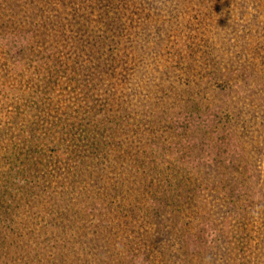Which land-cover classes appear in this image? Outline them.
I'll return each mask as SVG.
<instances>
[{
  "label": "rangeland",
  "instance_id": "1",
  "mask_svg": "<svg viewBox=\"0 0 264 264\" xmlns=\"http://www.w3.org/2000/svg\"><path fill=\"white\" fill-rule=\"evenodd\" d=\"M77 1L88 30L69 24L70 33L56 41L63 68L48 61L43 73L37 59L27 61L21 73L30 84L15 70L27 36L13 27L0 33V85L16 87L0 91V184L14 183L29 197L33 189L31 209H54L49 218L65 235L50 230L41 236L47 243L31 236L20 252L1 242L0 264H264V0H111L107 8L108 0L102 8L97 0ZM18 10L29 11L15 4L5 9L21 16ZM61 18L69 21L71 12ZM90 45L104 54L118 51L125 62L111 66L110 59L103 72L102 56ZM36 46L29 49L42 55L51 44ZM85 71L94 82L91 91L79 83ZM36 89L35 97H21ZM191 100L198 111L190 114L182 108ZM94 101L104 103L91 111ZM19 113L26 120H16ZM116 114H123L121 123ZM109 120L121 125L117 132L96 123ZM67 126L78 135L77 149L67 150ZM70 151L77 158L67 164L76 167L86 157L112 163H88L76 199L83 189L98 195L121 181L109 198L94 200L97 211L81 229L88 228L83 238L94 240L91 246L73 239L67 218L60 219L68 182L58 178L54 164ZM12 154L47 164L38 171L30 164L33 176L22 186L8 176ZM225 181L235 201L223 193ZM5 225L0 218V229ZM63 245L68 248L60 263L55 249Z\"/></svg>",
  "mask_w": 264,
  "mask_h": 264
},
{
  "label": "trees",
  "instance_id": "2",
  "mask_svg": "<svg viewBox=\"0 0 264 264\" xmlns=\"http://www.w3.org/2000/svg\"><path fill=\"white\" fill-rule=\"evenodd\" d=\"M101 1L102 0H97V2H96L97 3L96 5L99 8L103 7L101 5ZM105 2H106V8H107V4H109L111 2V0H108ZM76 3H79V1H77V0H0V33L5 31V27H13L16 29V34H21V35L27 36V43L23 45V48H21L19 50V52H17L16 55L19 57L18 60L15 59V61H17L16 63L18 64V67L15 68L16 76L19 78L21 83L30 84L26 77H25V79H23V74L21 73L22 69L25 67L27 61H29L30 59H32V60H33V58L37 59V65H35V66L37 67L38 72L44 73L43 70L45 68V65L49 64L48 61H51L52 65H56L60 68H63L62 61H59L61 56L58 55V49L56 48V46H57L56 41L58 43H60V40H63L66 37V34L70 33L67 29V26H69V24H70V27H71V24H73V23L77 24L79 26L78 30H82V32L87 31L88 27H89V26L87 27V24H86L85 20H83V17L80 16L79 9L74 8L75 5L77 6ZM14 4L15 5H21L25 10H29L27 12L22 11V10H18L19 13L21 14V16H25V19H22V17L18 15V12H15V13L12 12L10 15H7L8 13H6L5 9L6 8L10 9L12 6H14ZM93 6L95 7V4H93ZM111 6L114 7L115 5H111ZM47 7L53 8L52 11H54V13L56 14L54 17H48L47 16V10L49 9ZM106 8L104 9V15L106 14V12H105L107 10ZM62 12L63 13L71 12V18H69V21H67V19L63 20V18H61ZM99 14H100V16L102 15L100 10H99ZM121 29H122V27L120 28V30H118L116 32L115 35H120L123 31ZM28 36H29V41H28ZM88 40L90 41V39H88ZM40 43H43V44H40ZM47 43H50L51 46L49 47L48 51H45L46 55L44 53L42 55H39V53H34L33 50L29 49V47L31 48V46L33 44H37V46H39V45H46ZM91 48H92V50L97 52L96 57L102 56V58L100 60H101V68L103 69V72L107 70V67L110 68L111 66H115L118 63H124L125 62L124 59H122V57H121L122 55L118 51L112 52V49H111L108 54H104V53L100 52L102 50V48H97L96 50L94 49L93 46H91ZM89 52L94 53L92 51H89ZM110 59H112L114 62V64H112L111 66L106 64L107 62L109 64ZM29 64L30 63H28L27 66H29ZM42 64H45V65L41 66ZM105 66H107V67H105ZM41 67L43 70L41 69ZM95 68L96 67L93 65L92 69H95ZM99 72H102V70H99ZM106 73L108 74V76L110 75L109 72H106ZM87 74L88 73L85 71V76L83 77V80H81L79 83L83 89H85L87 91H91L90 85L94 86V82L93 81L91 82V80H88V78L86 76ZM17 89H18V93H19L21 89L20 88H17ZM15 90H16V87L11 88V87H7L5 84L0 85V91H2V92H6V91L13 92ZM36 91H37V89L34 92H29V93L23 94L21 97H24V99H26V100H27V98L30 97L31 94H33L32 96L35 97ZM104 101H99V103L94 101L93 103L90 104L88 109L91 111L94 109L99 110V109H97V105H103ZM123 106H124V103H122V97H121L119 102H118V105H117V112L122 111ZM187 106H190L189 109L187 108ZM187 106H185V108H182V109H185L184 112L187 111L188 113L191 114L192 112L198 111L196 103L192 100H191V104H189ZM101 108H102V106H101ZM109 108H110V104H107V109H109ZM116 115L118 117L114 116V121L117 123H121L120 120L122 119V115L121 116H119L118 114H116ZM105 117H106V115L103 113H98V115H97V118L102 119ZM19 118H21V121L26 120V117H25V115H23V113H19L15 119L19 120ZM21 121H19V122H21ZM166 121L173 122L172 118L166 119ZM96 123L99 124V126L101 127L100 130L106 129L108 127V129H110V133L117 132L121 126V125H117V124L112 123L111 120H109L108 122L96 121ZM128 123L129 122L126 120L123 121L124 125H127ZM92 125H93V121H90L88 123L83 124V128L81 127V129H85L87 126L91 127ZM20 131H21V134L26 135V132L25 131L23 132V130H21V128H20L19 132ZM63 137L68 139L67 150H68L69 146H71V150H72V149H75L77 147V145H79V143H77L79 138L75 132V129H71L70 127L67 126V133L64 134ZM63 140H64V138L61 141H63ZM21 142H23V139H21ZM81 149H85V148L82 146ZM28 152H31L30 147L28 149ZM75 154H77V153L70 151V153L67 155V158L65 157L66 158L64 160L65 162H62L63 164L60 162H55L56 164H54V166H56L55 172L59 176L58 178L60 180L62 178H64V180L65 181L67 180V182H68V184H67L68 186L64 185L66 192H63L60 194V196L63 199L68 201V204H66V201L64 202L65 206H63V208H66V210L64 211L65 215L60 217V219L63 220L64 217L67 218L68 227H69L68 229L70 230V233H71L70 236H72L73 239H77V241H79V242H85L87 245L91 246L93 244L94 240L93 241H87L83 238L86 235L85 231H87L88 228L85 229V231H83V232H81V229L84 228L83 226H85L86 221L91 217L90 214L96 213V211H97L96 208L98 206L95 207V205H94L95 201L94 200H95V198L102 199V200L103 199L106 200L107 198H109L111 196V194L107 193V192L109 190L114 189L121 181L118 182L117 184L110 185L109 189H106L103 193H101V192L98 193V195H90L86 189H83L79 193L80 196L77 195V199H76L74 191L77 190L76 186L83 183L81 181V179L83 177L86 178V175H87L86 171L87 170L84 171L83 169H85L87 167L88 163H97V164L99 163V164H101V166L103 168H105L106 165H109V164L112 165V163H110V161L108 159H104V158L98 159L94 162L95 158L89 160L86 157V158L82 159V163H81L82 166L80 165V166L76 167L77 162L76 163H70V165L67 164L68 162H70L67 159L77 158V155H75ZM25 155H27V153ZM25 155H24L22 160L18 161L17 156L12 154L11 156H12L13 160L11 161V167L8 169V171H12L8 175L11 178V181L18 179L20 182L23 183L22 186L24 185V182H27V179L29 177L33 176L32 172H30L32 169V165H30V164L34 165V163H35V167H36L37 171H38L40 165H43V168H44V167H46V164H47L45 162V163L37 164L38 165L37 166L36 165L37 160L34 159L33 155H31L32 159L31 158L25 159L26 158ZM107 156H108V154H107ZM25 160H27V163H24ZM106 160H107L108 164H106V162H105ZM5 162L8 163L9 161L6 160ZM113 166H115V165H113ZM37 171H36V173H37ZM58 172H63V174H59ZM156 174H158L160 177V172L158 171V169L156 171ZM37 176H38V174H37ZM154 176L157 177V175H154ZM9 177L6 179L7 181H9L8 180V179H10ZM99 178L101 179V177H99ZM36 182L39 183L40 181H36ZM91 183L93 184V182H91ZM96 184H98V182ZM177 184H179V183H177ZM224 184L225 185H222V187H221V189L223 190V193H225V196H227L228 198H231V200L233 201L235 199V196L230 191V190H232V188L230 187V185H228L226 183V181ZM74 186L76 188H74ZM9 190H14V193H13L14 196H8V197L6 196L7 193H9ZM29 192L32 193L33 195L35 194V192H33V189L30 190ZM45 192H47V191H45ZM64 194H66L65 197H63ZM33 195L31 197L27 196V193L25 194V189L22 190V188H17L16 184H14V183L10 188L6 182L3 184H0V218H4L5 222H6V225L0 229V244H1V242H3L4 244H7V245L12 244L16 247L23 248V247H26V245L28 244V241H26V240L28 238H30L31 236L33 238H39V236H40V238H41L40 241L47 243L46 241L48 238H42L41 236L43 234L44 235L48 234V231H50V230H54L52 232L53 236H55V235H58L61 237L65 236L56 230L58 223L55 220V218H53V217L49 218L50 214H54V209H51L53 211H50V214H49V212H46V209L44 207H41L40 211L31 209L32 204H31L30 199H32ZM75 202H78L77 204H79L81 206L78 205V207H76V209H73V208L69 209V206H72ZM156 202H157V204L154 205L155 213H157L159 211V210L157 211V209H159V204H160L158 201H156ZM33 204H35V203H33ZM25 231H26V233H25ZM13 234H14V236H13ZM50 237H51V235H50ZM15 238H21L20 239L21 241L18 243L17 241H15L16 240ZM67 248L68 247H65L63 245L61 248L55 249V252L57 254H59V256L61 258L59 261L60 263L65 262V260L62 259L61 255L64 253L63 249H67ZM23 250H25V249L24 248L19 249L18 252L23 251ZM51 253L54 254L53 251ZM196 254H198V253H196ZM197 259H199V258L197 257ZM54 261H56V260H54ZM71 262H72V264L75 263L74 261H71ZM190 262L195 263L193 261V258H191ZM195 264H198V263H195Z\"/></svg>",
  "mask_w": 264,
  "mask_h": 264
}]
</instances>
